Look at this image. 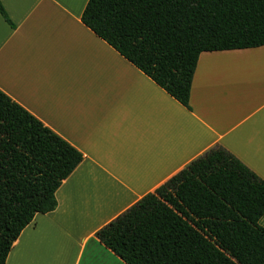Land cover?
I'll list each match as a JSON object with an SVG mask.
<instances>
[{"label": "crops", "instance_id": "obj_1", "mask_svg": "<svg viewBox=\"0 0 264 264\" xmlns=\"http://www.w3.org/2000/svg\"><path fill=\"white\" fill-rule=\"evenodd\" d=\"M0 1V91L84 156L6 264H126L96 234L217 147L264 181V47L192 66L126 12L104 41L89 0Z\"/></svg>", "mask_w": 264, "mask_h": 264}, {"label": "trees", "instance_id": "obj_2", "mask_svg": "<svg viewBox=\"0 0 264 264\" xmlns=\"http://www.w3.org/2000/svg\"><path fill=\"white\" fill-rule=\"evenodd\" d=\"M123 12L192 66L208 52L264 47V0H89L106 41ZM0 13L13 26L1 1ZM84 156L0 91V264ZM264 181L217 147L101 229L126 264H264Z\"/></svg>", "mask_w": 264, "mask_h": 264}]
</instances>
